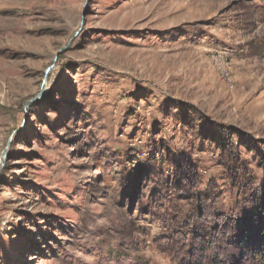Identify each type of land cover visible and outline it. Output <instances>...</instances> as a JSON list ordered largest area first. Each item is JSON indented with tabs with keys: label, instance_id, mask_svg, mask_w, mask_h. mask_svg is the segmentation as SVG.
Masks as SVG:
<instances>
[{
	"label": "rangeland",
	"instance_id": "rangeland-1",
	"mask_svg": "<svg viewBox=\"0 0 264 264\" xmlns=\"http://www.w3.org/2000/svg\"><path fill=\"white\" fill-rule=\"evenodd\" d=\"M0 264H264V0H0Z\"/></svg>",
	"mask_w": 264,
	"mask_h": 264
}]
</instances>
